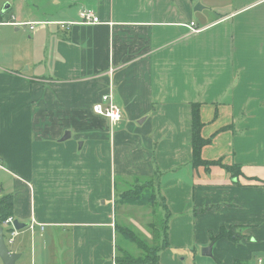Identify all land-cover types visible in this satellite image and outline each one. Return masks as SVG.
I'll list each match as a JSON object with an SVG mask.
<instances>
[{
	"label": "crops",
	"instance_id": "1",
	"mask_svg": "<svg viewBox=\"0 0 264 264\" xmlns=\"http://www.w3.org/2000/svg\"><path fill=\"white\" fill-rule=\"evenodd\" d=\"M13 3L0 14V171L28 224L16 264H116L117 175L153 180L159 264H264V0H43V19L26 11L36 0ZM84 9L99 23L77 24ZM106 94L117 125L92 111ZM196 104L212 138L202 157L222 160L208 170L191 166Z\"/></svg>",
	"mask_w": 264,
	"mask_h": 264
},
{
	"label": "trees",
	"instance_id": "2",
	"mask_svg": "<svg viewBox=\"0 0 264 264\" xmlns=\"http://www.w3.org/2000/svg\"><path fill=\"white\" fill-rule=\"evenodd\" d=\"M10 9V8H9ZM8 9V10H9ZM8 10L5 14L8 13ZM3 16H0V20H3ZM203 123L200 116V104L192 105L191 108V147H192V158L191 166L192 168H204L208 170L211 166H221L222 160H204L202 157V150L207 145L211 144L212 138L205 139L202 136ZM223 168L228 171L232 177H238L240 175L239 167L235 165L223 166ZM124 187H127V181L123 179ZM142 182V183H141ZM141 183V184H138ZM136 185L131 186L124 190L120 195V206L125 205H138L144 207H151L155 199V187L153 185V180L151 179H142L139 181L135 179ZM116 205V201H115ZM122 207V208H123ZM13 197L11 193L2 195L0 197V226L3 227V222L9 217H13ZM167 216V215H166ZM166 216L163 219V236L158 238V233L155 229V232L152 230V224H148L147 228L149 229V238L146 235H138L131 228L126 227L125 225H116L115 234L117 242L115 243V257L114 260L116 264H159V252L164 249L167 242V218ZM154 226V224H153ZM4 230V229H3ZM10 230H4V239L6 238L7 233ZM228 237L227 233L221 229L218 238ZM231 239V238H230ZM149 240V242H148ZM131 244L136 247L138 254L130 252L127 248Z\"/></svg>",
	"mask_w": 264,
	"mask_h": 264
},
{
	"label": "rangeland",
	"instance_id": "3",
	"mask_svg": "<svg viewBox=\"0 0 264 264\" xmlns=\"http://www.w3.org/2000/svg\"><path fill=\"white\" fill-rule=\"evenodd\" d=\"M0 1H2V0H0ZM36 2L38 4H40V5H37L38 7L27 6L26 11L35 9L37 11L38 17L40 19H43L44 11L41 10V6L43 7V5H42L43 0H36ZM8 4L13 6L14 8H15V6H17L16 3H13V0H8V2L6 1L3 5H0V6H2V8H3ZM39 6H40V8H39ZM39 28H41V27H38V29ZM22 31H24V29L21 28L20 29L21 35H22ZM104 105H106V104H104ZM121 115H122V113H121ZM135 179L136 178H133V177L132 178H125V180L128 183H127V187H124V184L122 182L123 178L121 176L117 175V177L114 178V186H115V193L114 194H115V201H116V205L114 206V209H115L114 214L116 215V218L118 219V222H116V223H117V225H125L126 227L131 228L138 235H144V236L145 235L149 236V229L147 228V223H153L154 226L152 224V230L155 232V229H156L158 236H159L158 238H162V236H163V233H162L163 222L162 221H163L164 217L166 216V212L163 214V211H164L163 203L159 199L160 196H158L157 193H155V199H154V202L152 203L151 207L138 206L135 204L133 206L131 205V208L128 207L130 205H127L125 207L120 206V203H121L120 195L124 192L125 189L136 185V184H134ZM137 179L139 181H142L141 178H137ZM11 183H12V178L8 174H5L4 172L0 171V196L2 194H8L7 192L10 190ZM141 183H138V184H141ZM154 183H155V179H154ZM129 218H131V219H129ZM131 222H133V223H131ZM2 228L4 230L7 229L6 227H2ZM6 238H8L7 235H6ZM117 239H116V242H117ZM148 242H149V240H148ZM126 245H128L127 249L130 252H132L136 255L138 254V251L136 250V247L134 245H131V244H126ZM13 247H14L13 245H7V251L9 253H13ZM0 264H2V263L0 262Z\"/></svg>",
	"mask_w": 264,
	"mask_h": 264
},
{
	"label": "built area",
	"instance_id": "4",
	"mask_svg": "<svg viewBox=\"0 0 264 264\" xmlns=\"http://www.w3.org/2000/svg\"><path fill=\"white\" fill-rule=\"evenodd\" d=\"M79 18H80V21L79 23L77 22V24L95 25L99 23L98 18L95 17L93 12L89 9L82 10L79 13ZM27 24H29L30 26L29 29L33 30L35 25L45 24V23L40 22V23H27ZM57 24H60L62 26L67 25L69 27L70 25H75L76 23H57ZM17 25L22 26L26 24L17 23ZM189 30L193 32L197 31L195 27L193 26V24H190ZM92 111L95 115H98V116H101L107 119L111 125H117L122 119V115H121V111L119 107L114 105V103L112 102L111 96L107 94L103 95L101 97V100L92 107ZM12 222H13L12 218H8L3 222V227H6L8 230H10L9 233H7L8 238L4 239L6 246L11 245L14 242L15 236L17 235V231H15V229L13 228Z\"/></svg>",
	"mask_w": 264,
	"mask_h": 264
},
{
	"label": "water",
	"instance_id": "5",
	"mask_svg": "<svg viewBox=\"0 0 264 264\" xmlns=\"http://www.w3.org/2000/svg\"><path fill=\"white\" fill-rule=\"evenodd\" d=\"M9 5H6L5 7H3L2 11L0 12V14H4V12L8 9ZM142 121L139 122V124H141ZM69 138V133L67 132L66 135L62 138V141H65L66 139ZM12 226L15 229V231L19 232L24 228L28 227L27 223H19L18 220H13L12 222ZM207 251H209L210 253V249L207 248L205 249ZM205 256V254H202ZM209 256V255H207ZM19 259V255H17L16 253H9L7 251V246L5 244V240H4V230L3 228L0 226V260L2 261V264H16V262Z\"/></svg>",
	"mask_w": 264,
	"mask_h": 264
},
{
	"label": "flooded vegetation",
	"instance_id": "6",
	"mask_svg": "<svg viewBox=\"0 0 264 264\" xmlns=\"http://www.w3.org/2000/svg\"><path fill=\"white\" fill-rule=\"evenodd\" d=\"M9 218H11V217H9ZM13 219V218H12Z\"/></svg>",
	"mask_w": 264,
	"mask_h": 264
}]
</instances>
